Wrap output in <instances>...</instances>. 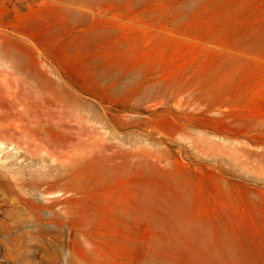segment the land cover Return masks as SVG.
Listing matches in <instances>:
<instances>
[{
	"label": "rangeland",
	"instance_id": "rangeland-1",
	"mask_svg": "<svg viewBox=\"0 0 264 264\" xmlns=\"http://www.w3.org/2000/svg\"><path fill=\"white\" fill-rule=\"evenodd\" d=\"M0 58V264H264V0H0Z\"/></svg>",
	"mask_w": 264,
	"mask_h": 264
},
{
	"label": "bare ground",
	"instance_id": "bare-ground-1",
	"mask_svg": "<svg viewBox=\"0 0 264 264\" xmlns=\"http://www.w3.org/2000/svg\"><path fill=\"white\" fill-rule=\"evenodd\" d=\"M228 1V0H227ZM192 2H194V1H192ZM191 2V3H192ZM199 2V1H198ZM235 2V1H234ZM222 6V5H221ZM233 6V5H232ZM225 8V7H224ZM231 8V7H230ZM229 8V9H230ZM233 8V7H232ZM223 9V8H222ZM226 9V8H225ZM225 15V14H224ZM228 18V17H227ZM31 18H30V15H25V16H23L21 19H20V21H19V24H20V26L21 27H23V28H26V27H29V25L31 24ZM203 22H205V21H203ZM227 22V21H226ZM217 24V23H216ZM218 26V25H217ZM221 26V25H220ZM11 50V49H10ZM11 52V51H10ZM14 52H16V50L15 51H12L11 53L12 54H14ZM11 53H10V55H11ZM18 53V52H17ZM9 55V56H10ZM3 57H5V55L3 56ZM14 57V56H13ZM0 60H1V58H0ZM12 60V59H11ZM10 60V61H11ZM15 61V60H14ZM17 61V60H16ZM13 62V61H12ZM13 64V63H12ZM15 64V63H14ZM10 66V65H9ZM14 66V65H13ZM5 71V70H4ZM12 74V73H11ZM4 75V74H3ZM0 76H2V75H0ZM4 77V76H3ZM5 78V77H4ZM1 80V79H0ZM2 80H4V79H2ZM0 88L2 89V90H4V92H6V94H8V95H12V93L14 92V90H13V84L11 83V81H10V79H6L5 80V82H4V84H1L0 85ZM262 123V122H261ZM85 164V163H84ZM88 164H89V162H88ZM94 167H92V171H91V173H92V175H90L91 177H93L94 175H96V171L93 169ZM91 170V169H90ZM105 173L106 174H110L111 172L110 171H108V170H105ZM112 174V173H111ZM110 174V175H111ZM91 179V178H90ZM86 181H87V178H86ZM85 183V182H84ZM83 183V184H84ZM182 189L184 190V188L182 187ZM188 189V188H187ZM183 195H184V197L186 198V201H187V203L190 205V203L192 204H199V201H200V194H199V192H198V190H197V187H194V186H192V187H190V192H186L185 191V193H183ZM221 195V194H220ZM209 196V195H208ZM217 198V197H216ZM131 202H132V199L131 198H129V196H124V197H122V196H120V197H118V196H114V197H112L110 200H109V203H110V205L112 206V208H113V210L114 211H116L118 214H121V215H131V213H130V211H129V204H131ZM196 208V207H195ZM238 211V210H237ZM235 212V211H234ZM203 213V212H202ZM237 215V214H236ZM235 215V216H236ZM205 216V215H204ZM229 216V215H228ZM240 217V216H239ZM196 219H197V221L199 220L198 218H201V216L200 215H196V217H195ZM236 219V218H235ZM239 220V219H238ZM241 222V221H240ZM200 223H201V221H200ZM232 223V222H231ZM233 224V223H232ZM231 224V225H232ZM208 226V225H207ZM200 227V226H199ZM202 227V226H201ZM200 227V228H201ZM203 228V227H202ZM229 228H231V227H229ZM228 233V232H227ZM238 235V234H237ZM231 240H232V238H231ZM216 251V250H215ZM196 257V256H195ZM196 259V258H195Z\"/></svg>",
	"mask_w": 264,
	"mask_h": 264
}]
</instances>
